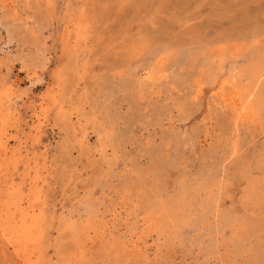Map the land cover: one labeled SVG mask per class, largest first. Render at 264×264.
<instances>
[{"label":"rangeland","instance_id":"374dc122","mask_svg":"<svg viewBox=\"0 0 264 264\" xmlns=\"http://www.w3.org/2000/svg\"><path fill=\"white\" fill-rule=\"evenodd\" d=\"M0 192V264H264V0H0Z\"/></svg>","mask_w":264,"mask_h":264},{"label":"bare ground","instance_id":"6f19581e","mask_svg":"<svg viewBox=\"0 0 264 264\" xmlns=\"http://www.w3.org/2000/svg\"><path fill=\"white\" fill-rule=\"evenodd\" d=\"M9 184H10V182H9ZM1 193V192H0ZM11 193V192H10ZM14 194V193H13ZM3 195V194H2ZM10 195V194H9ZM13 196V195H12ZM11 197V196H10ZM1 198H2V200H3V196H1ZM17 200V199H16ZM1 201V200H0ZM14 201V200H13ZM21 202V201H20ZM19 202V203H20ZM1 203V202H0ZM2 204V203H1ZM19 205V204H18ZM19 207V206H18ZM17 207V203H16V208H18ZM15 208V209H16ZM39 208V207H38ZM38 208H35V206L33 207H25L22 211H21V213H20V215H18V216H20L19 217V220H18V223H22V226L24 227L23 229H22V227H21V230H19V233H18V236L16 235V233H17V231H16V233H15V235L20 239H18L19 241H18V243L20 242V241H23V240H26V241H31L32 239H31V236H33L32 234L34 233L33 232V230H36V229H34L33 228V225H34V222H36L37 220H38V217H40V215H41V212L39 211V210H37ZM20 209H21V207H20ZM2 210V209H1ZM7 212V211H6ZM5 212V213H6ZM20 212V211H19ZM19 212H18V214H19ZM4 213V212H3ZM8 213V212H7ZM6 213V214H7ZM11 213V212H10ZM4 215V214H3ZM2 216V215H1ZM42 217V216H41ZM4 217H2V219H3ZM5 219V218H4ZM6 219H7V217H6ZM11 220V219H10ZM14 221H15V219H13ZM5 222V221H4ZM17 222V221H16ZM38 222V221H37ZM37 222H36V224H37ZM2 222L0 221V224H1ZM15 223H13V225H14ZM39 224H40V222H39ZM6 225V224H5ZM4 225V226H5ZM17 225V224H16ZM18 225H21V224H18ZM37 226V225H36ZM7 227H8V224H7ZM6 227V228H7ZM12 227V226H11ZM4 228V227H3ZM15 228V227H14ZM17 228V227H16ZM18 229V228H17ZM38 229H39V225H38ZM12 230V229H11ZM40 230V229H39ZM4 232H6V231H4V229H3V233ZM39 232L40 231H38V236L40 237L41 236V233L39 234ZM2 233V234H3ZM11 233V232H10ZM9 232H7V235H8V237L11 239V243L12 242H16V239H15V237H14V233L12 234H10ZM36 233V232H35ZM35 235V234H34ZM2 236V235H1ZM6 236V235H5ZM38 237V238H39ZM3 238V237H2ZM5 238V237H4ZM8 238V239H9ZM37 238V237H36ZM40 239V238H39ZM34 240H35V237H34ZM9 241V240H8ZM1 242V241H0ZM24 242V241H23ZM34 242H38V239H37V241H34ZM33 242V243H34ZM1 244V243H0ZM13 244H15L16 245V243H13ZM21 244V243H20ZM24 244H25V242H24ZM12 245V244H11ZM18 245V244H17ZM22 245V244H21ZM28 245V244H27ZM29 246V245H28ZM27 246V247H28ZM31 246H33V245H31ZM13 247V246H12ZM18 247V246H17ZM21 247H24V246H21ZM10 248V247H9ZM34 248H35V246H34ZM18 249V248H17ZM24 249V248H23ZM29 249H31L30 247H29ZM28 249V250H29ZM20 250H22V248H20ZM36 250V249H35ZM14 251V250H13ZM23 252V251H22ZM29 252H31V251H29ZM3 253V252H2ZM24 253V252H23ZM27 253V252H26ZM26 253H24V255L26 254ZM23 255V256H24ZM2 256H4V254L2 255ZM23 256H22V258H23ZM30 256V255H29ZM6 257H7V255H6ZM19 257H20V255H19ZM29 258V257H28ZM3 259V258H2ZM19 260V259H18ZM20 260H22V259H20ZM19 260V261H20ZM24 260V259H23ZM17 261V260H16ZM26 261H28L27 259H26ZM22 262V261H21ZM25 262V261H24ZM27 263V262H26ZM21 264H25V263H21ZM33 264V263H32Z\"/></svg>","mask_w":264,"mask_h":264}]
</instances>
